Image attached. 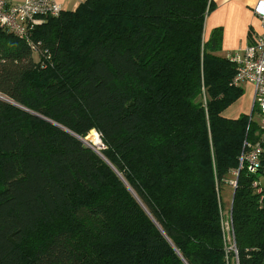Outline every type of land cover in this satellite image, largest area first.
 Listing matches in <instances>:
<instances>
[{
	"label": "trees",
	"instance_id": "16d2710c",
	"mask_svg": "<svg viewBox=\"0 0 264 264\" xmlns=\"http://www.w3.org/2000/svg\"><path fill=\"white\" fill-rule=\"evenodd\" d=\"M214 5L84 0L29 40L0 29V264H236L227 231L262 264L264 139L223 115L242 89L222 28L204 38Z\"/></svg>",
	"mask_w": 264,
	"mask_h": 264
},
{
	"label": "built area",
	"instance_id": "2783aa9c",
	"mask_svg": "<svg viewBox=\"0 0 264 264\" xmlns=\"http://www.w3.org/2000/svg\"><path fill=\"white\" fill-rule=\"evenodd\" d=\"M61 11V7L55 0H0V29L29 40L35 26L48 16H58ZM253 14L259 21V27L253 31L251 39L244 47L227 53L226 57L236 66L233 85L239 86L240 83L245 82L253 87L252 110H257L258 126L261 130L260 138L264 139V0L257 1ZM250 119H252V114H250ZM260 152V141H257L241 158V161H246L248 172L258 171ZM259 184L258 181L253 183L254 186H259ZM225 226L228 230V221L225 222ZM228 249L234 252V258L238 264L233 235L229 240Z\"/></svg>",
	"mask_w": 264,
	"mask_h": 264
},
{
	"label": "crops",
	"instance_id": "0c3cea01",
	"mask_svg": "<svg viewBox=\"0 0 264 264\" xmlns=\"http://www.w3.org/2000/svg\"><path fill=\"white\" fill-rule=\"evenodd\" d=\"M84 0H55L62 10H74ZM216 8L211 16L213 20L210 27L204 31L206 39L212 27L222 26V51L223 55L244 47L251 34L259 27V21L253 14V8L258 0H213ZM231 25V28H229ZM252 86V85H251ZM253 89V87H251Z\"/></svg>",
	"mask_w": 264,
	"mask_h": 264
},
{
	"label": "rangeland",
	"instance_id": "374dc122",
	"mask_svg": "<svg viewBox=\"0 0 264 264\" xmlns=\"http://www.w3.org/2000/svg\"><path fill=\"white\" fill-rule=\"evenodd\" d=\"M215 8H216V4L214 5V8L212 9V11L209 13V15L207 16V18L205 20V24H204V31L205 32L208 29V26L210 27V22L213 20V18L210 17V16H211V14H212V12L214 11ZM216 27H221L222 28V26H216ZM213 28H215V27H212L211 30ZM229 28H231V25H229ZM211 30H210V32H211ZM222 31H223V28H222ZM239 87H241V89H242V95L237 101L232 103L230 106H228L224 110L223 115L225 117L236 118L240 114H246V115H249V116L251 114V111H252V100H253V89L251 88L252 86L249 83L243 82V83H240ZM252 120L254 122H256V123L259 122V116H258V113L256 111H253ZM91 134L92 135L88 136L89 140L92 141L94 139V138H92V136H94L95 138L98 137L99 139L97 138V140H98L99 144L96 145L94 141L90 144L89 141L87 140V138L84 139V142L88 143L89 146H91L94 151L95 150L99 151L100 149L103 148L101 140H100V136L98 135L97 132H96L97 136H95L94 133H91ZM259 180L261 182V186L264 187V176L261 175ZM231 184H232V181H229L227 183V185H225L223 193H222L223 201L225 203V209L223 210V215H224L223 217H224L225 220L228 218L227 209H228V205H229V201H230V197H231V190H232L231 189ZM226 238H227V241L229 243V240H231V236H230V232H228V231L226 233ZM229 264H233L232 261H230Z\"/></svg>",
	"mask_w": 264,
	"mask_h": 264
},
{
	"label": "bare ground",
	"instance_id": "6f19581e",
	"mask_svg": "<svg viewBox=\"0 0 264 264\" xmlns=\"http://www.w3.org/2000/svg\"><path fill=\"white\" fill-rule=\"evenodd\" d=\"M91 133H94V132L92 131ZM91 135H92V134H91ZM94 135L97 136V134H95V133H94ZM90 138H91V137H90ZM92 138H94V139H93V140L91 139L92 141H90V140H89V141H90L91 143L94 141L95 144L98 145V144H99V143H98V140H97L98 137L95 138L94 136H92ZM88 139H89V137H88ZM98 139H99V138H98Z\"/></svg>",
	"mask_w": 264,
	"mask_h": 264
},
{
	"label": "water",
	"instance_id": "95a60500",
	"mask_svg": "<svg viewBox=\"0 0 264 264\" xmlns=\"http://www.w3.org/2000/svg\"><path fill=\"white\" fill-rule=\"evenodd\" d=\"M2 99H4L3 97H1ZM4 100H6V99H4ZM91 147V146H90ZM92 148V147H91ZM96 151V150H95ZM98 154H100V152L97 150L96 151ZM262 264H264V257H263V260H262Z\"/></svg>",
	"mask_w": 264,
	"mask_h": 264
}]
</instances>
